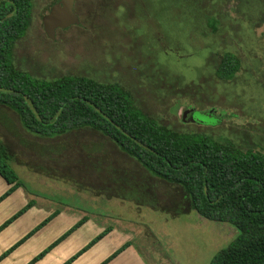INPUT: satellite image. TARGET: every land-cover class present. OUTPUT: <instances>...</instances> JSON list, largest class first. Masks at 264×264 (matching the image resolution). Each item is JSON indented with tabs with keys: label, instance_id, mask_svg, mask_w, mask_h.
<instances>
[{
	"label": "rangeland",
	"instance_id": "rangeland-1",
	"mask_svg": "<svg viewBox=\"0 0 264 264\" xmlns=\"http://www.w3.org/2000/svg\"><path fill=\"white\" fill-rule=\"evenodd\" d=\"M51 2L33 0L30 25L13 49L18 70L46 80L78 75L118 84L144 113L175 131L264 152V0H75L80 25L57 30L53 40L42 24ZM226 51L241 61L230 81L214 74ZM16 124L0 114V134L4 126L14 132ZM22 135V146L15 136L6 133L5 139L15 151L32 150L47 174L16 166L17 175L30 185L44 184L40 192L83 199L94 216H106L107 225L129 228L150 264H209L238 235L233 225L193 211H168L176 207L157 185L145 194L135 187L136 179L122 181L125 170L114 175L104 170L97 147L102 143L116 152L97 133L83 130L71 142L47 143ZM92 145L97 147L88 148ZM43 154L51 159L42 166ZM19 160L27 162L20 155ZM107 176L115 184L102 188Z\"/></svg>",
	"mask_w": 264,
	"mask_h": 264
},
{
	"label": "trees",
	"instance_id": "trees-1",
	"mask_svg": "<svg viewBox=\"0 0 264 264\" xmlns=\"http://www.w3.org/2000/svg\"><path fill=\"white\" fill-rule=\"evenodd\" d=\"M32 8L33 0H0V106L12 112L21 132L45 143L71 142L69 137L83 130L97 133L116 152L102 143L88 146L100 149L104 170L113 175L125 170L122 181L136 179L135 187L145 194L149 185H157L176 207L168 211H193L238 230L209 264H264V152L240 149L202 133L175 131L144 113L118 84L78 75L46 80L18 70L13 49L30 25ZM240 68L237 54L226 51L214 74L230 81ZM9 147L0 138V175L20 186L23 182L11 166ZM40 156L44 163L51 159ZM36 170L47 174L44 167ZM96 178L100 183L101 177ZM103 182L102 188L115 184L110 176Z\"/></svg>",
	"mask_w": 264,
	"mask_h": 264
},
{
	"label": "crops",
	"instance_id": "crops-1",
	"mask_svg": "<svg viewBox=\"0 0 264 264\" xmlns=\"http://www.w3.org/2000/svg\"><path fill=\"white\" fill-rule=\"evenodd\" d=\"M0 114L15 119L12 112L1 106ZM2 128L5 133H1L0 138L10 146L14 171L17 173L16 166H34V169L29 168L34 173L40 159L30 149L20 147L15 151L5 139L6 133L8 137L15 136L22 146L25 138L19 124L14 132L10 127ZM26 137L31 140L30 136ZM19 155L26 158L25 164L19 160ZM29 156L34 158V163ZM44 164L39 162V165ZM21 181L22 185L15 186L0 175V264H150L142 256L144 249L134 241L129 228L107 225L103 222L106 216H94L81 203L85 202L83 199L71 202L64 196L62 200L48 191L40 192L44 184L30 185L27 180ZM46 184L54 188L52 183Z\"/></svg>",
	"mask_w": 264,
	"mask_h": 264
},
{
	"label": "water",
	"instance_id": "water-1",
	"mask_svg": "<svg viewBox=\"0 0 264 264\" xmlns=\"http://www.w3.org/2000/svg\"><path fill=\"white\" fill-rule=\"evenodd\" d=\"M75 0H59L42 17L43 30L47 38L53 40L57 30L67 29L73 25H80L78 15L74 12Z\"/></svg>",
	"mask_w": 264,
	"mask_h": 264
},
{
	"label": "flooded vegetation",
	"instance_id": "flooded-vegetation-1",
	"mask_svg": "<svg viewBox=\"0 0 264 264\" xmlns=\"http://www.w3.org/2000/svg\"><path fill=\"white\" fill-rule=\"evenodd\" d=\"M58 0H52L51 5H54Z\"/></svg>",
	"mask_w": 264,
	"mask_h": 264
}]
</instances>
